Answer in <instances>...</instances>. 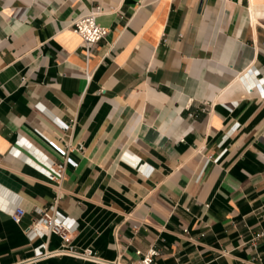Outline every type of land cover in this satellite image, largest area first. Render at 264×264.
<instances>
[{"label":"crops","instance_id":"obj_1","mask_svg":"<svg viewBox=\"0 0 264 264\" xmlns=\"http://www.w3.org/2000/svg\"><path fill=\"white\" fill-rule=\"evenodd\" d=\"M96 5L86 63L71 23ZM50 206L68 246L24 230ZM151 245L155 264H264V0H0V264Z\"/></svg>","mask_w":264,"mask_h":264},{"label":"built area","instance_id":"obj_2","mask_svg":"<svg viewBox=\"0 0 264 264\" xmlns=\"http://www.w3.org/2000/svg\"><path fill=\"white\" fill-rule=\"evenodd\" d=\"M103 12V7L101 5H96L87 13H84L76 17L71 23V29L73 32L78 34L81 38V45L84 49L85 62L87 63L92 47L105 39L108 33V27L100 24L97 21V17ZM86 77H90L87 66L85 67ZM77 149H82V143H79L76 147ZM66 162L75 164L71 158L67 157L62 163L50 164L48 173L53 180H60L63 177L64 165ZM25 210L21 206H16L10 211V216L15 223H20ZM25 232L28 234L32 233H42L45 235L55 234L57 235L62 243L69 245L71 240V233L73 227L67 221V219L61 215L57 210H54L52 206L42 208L39 211L38 216L31 221V223L25 227ZM73 253L88 261H92L99 264H155L154 258L159 254V251L154 246H149L146 250H137L136 253L138 258L133 263H125L118 259H104L100 257L96 251L91 247H84L81 250H74Z\"/></svg>","mask_w":264,"mask_h":264}]
</instances>
